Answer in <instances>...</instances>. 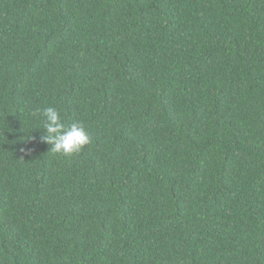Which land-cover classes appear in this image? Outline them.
Here are the masks:
<instances>
[{
    "label": "trees",
    "instance_id": "trees-1",
    "mask_svg": "<svg viewBox=\"0 0 264 264\" xmlns=\"http://www.w3.org/2000/svg\"><path fill=\"white\" fill-rule=\"evenodd\" d=\"M0 264H264V0H0Z\"/></svg>",
    "mask_w": 264,
    "mask_h": 264
},
{
    "label": "clouds",
    "instance_id": "clouds-1",
    "mask_svg": "<svg viewBox=\"0 0 264 264\" xmlns=\"http://www.w3.org/2000/svg\"><path fill=\"white\" fill-rule=\"evenodd\" d=\"M43 123L42 140L51 145V151L64 155L80 153L92 141L90 132L81 121L65 124L55 107L37 108Z\"/></svg>",
    "mask_w": 264,
    "mask_h": 264
}]
</instances>
